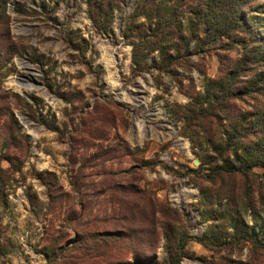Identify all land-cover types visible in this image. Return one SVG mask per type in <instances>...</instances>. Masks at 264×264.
Returning <instances> with one entry per match:
<instances>
[{
	"label": "rangeland",
	"instance_id": "1",
	"mask_svg": "<svg viewBox=\"0 0 264 264\" xmlns=\"http://www.w3.org/2000/svg\"><path fill=\"white\" fill-rule=\"evenodd\" d=\"M161 3L0 0V264H264V0Z\"/></svg>",
	"mask_w": 264,
	"mask_h": 264
},
{
	"label": "trees",
	"instance_id": "2",
	"mask_svg": "<svg viewBox=\"0 0 264 264\" xmlns=\"http://www.w3.org/2000/svg\"><path fill=\"white\" fill-rule=\"evenodd\" d=\"M161 1H165V0H145V6L147 5V4H149L150 3V6L147 8V7H145L144 6V13H141V15H143V14H151V12H155L156 11V9L155 8H162L161 7V5H162V3H161ZM168 1V4H169V6L168 7H166V11H167V9L168 10H173V7H172V5L176 2V0H167ZM152 8H154L153 10H152ZM155 10V11H154ZM171 15V13L169 14V16ZM145 17H147V16H145ZM216 32V31H215ZM219 33H222L221 34V36H223V35H225V34H228L227 33V31L226 30H224L223 31V29H222V31H218ZM206 35L207 34H210L209 32H207V31H205L204 32ZM212 33V32H211ZM215 34V33H214ZM171 58V57H170ZM133 65L134 66H137L136 65V63H134L133 62ZM139 66V65H138ZM233 170V169H232ZM188 240H193V241H197V242H199V243H201L202 242V240L200 239V238H198V237H194V236H187V235H183V237H181L178 241H177V245H176V249H177V253H176V256L175 257H173V258H171V260L170 261H167V262H153V263H149V262H147V263H142V264H179L180 263V260H181V251H182V249L184 248V246H185V243H186V241H188ZM258 242V245L261 247V248H264V242H262V241H255V243H257ZM124 264H141V263H137L135 260H133V262L132 263H130V262H126V263H124Z\"/></svg>",
	"mask_w": 264,
	"mask_h": 264
},
{
	"label": "bare ground",
	"instance_id": "3",
	"mask_svg": "<svg viewBox=\"0 0 264 264\" xmlns=\"http://www.w3.org/2000/svg\"><path fill=\"white\" fill-rule=\"evenodd\" d=\"M24 68H26V69H27V67H26V66H24ZM19 82H20V80H19Z\"/></svg>",
	"mask_w": 264,
	"mask_h": 264
}]
</instances>
